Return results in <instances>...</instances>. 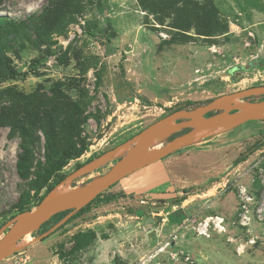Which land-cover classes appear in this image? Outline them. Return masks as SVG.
I'll list each match as a JSON object with an SVG mask.
<instances>
[{
  "label": "rangeland",
  "instance_id": "rangeland-1",
  "mask_svg": "<svg viewBox=\"0 0 264 264\" xmlns=\"http://www.w3.org/2000/svg\"><path fill=\"white\" fill-rule=\"evenodd\" d=\"M0 16L14 21L0 71L28 72L0 80V228L22 196L32 209L60 181L45 178L48 158L71 144L64 176L188 100L264 86V0H0ZM71 102L84 115L73 135ZM49 118L60 133L47 145ZM24 124L36 145L19 172ZM95 199L0 264H264V122L177 150ZM178 210L185 219L170 222Z\"/></svg>",
  "mask_w": 264,
  "mask_h": 264
},
{
  "label": "water",
  "instance_id": "water-1",
  "mask_svg": "<svg viewBox=\"0 0 264 264\" xmlns=\"http://www.w3.org/2000/svg\"><path fill=\"white\" fill-rule=\"evenodd\" d=\"M253 96H264V86L224 94L192 110L174 111L148 125L124 143L81 165L55 185L34 208L18 213L0 228V263L19 251L23 246L21 241L39 230L54 215L72 210L38 239L56 230L76 211L137 170L177 150L232 130L246 122L264 121V100H248ZM215 111L218 112L207 116ZM184 129L189 130L158 146ZM119 157L121 158L106 172L87 183L72 186L76 179L93 173ZM160 220V217L147 216L143 217L142 224H154Z\"/></svg>",
  "mask_w": 264,
  "mask_h": 264
},
{
  "label": "trees",
  "instance_id": "trees-1",
  "mask_svg": "<svg viewBox=\"0 0 264 264\" xmlns=\"http://www.w3.org/2000/svg\"><path fill=\"white\" fill-rule=\"evenodd\" d=\"M54 1L55 0H48V2L51 3V4H53ZM13 23H14V21L12 19L8 18V16H0V36L1 35H7L9 33V31L11 32L12 31L11 28H12ZM27 76H28V72H19V71L15 70L14 68L10 67L7 64L5 65V70L0 71V80H2V79H13V78H23V77H27ZM257 97H261L262 98L264 96H257ZM255 98L256 97L253 96V97L249 98V100H254ZM212 100L213 99H209V100H206V101H192V100H188L181 107L177 108L175 111L181 110V109L192 110V109H194V108H196L198 106L205 105V104L211 102ZM69 105L73 108V111L72 112L68 111V117L66 119V123H65L66 125L65 126H67L66 127L67 128V131L73 135L74 133H76V131L80 128V125L83 123V119L82 118H84V115H83V112L81 111V109L77 105L73 104L72 102ZM212 113H214V112H211L208 115H210ZM49 119H50V121H51L50 123L53 125V127L51 129V134L46 133V143H47V145H50L51 144V137H54L55 138L60 133V131H59L60 128L59 127H58L59 129L56 128L57 127V125L55 124L56 119L55 118H53V119L49 118ZM260 122H264V121H260ZM19 129L21 130V133H22V136H23V141H22V151L18 155L17 168H18L19 172H23V171L28 170L30 168L31 162L33 160L34 150H35L34 147L36 145V143L34 142V139H35L36 136H34V135L31 136L32 132L34 131V128H33L32 124L27 125V126H25V124L23 126L21 125V126H19ZM185 130L186 129H184V130H182V131H180L178 133H175V134L171 135L169 138H167L164 141H170L171 139H173L177 135H180L181 133H183ZM199 143L193 144L191 146H187L185 148H189V147H192V146H196ZM69 149H70V151L67 153L66 158L59 159V160H56L53 157L52 158H48L49 166L47 168V174H46L45 178L48 179L52 175H56L57 177H59V180L62 181L66 177V176H64V175L61 174L62 166H63L64 162L66 161V159L69 157L68 155L70 153H73L74 154L76 152V149H75L74 145H72V144L69 147ZM117 159H114L113 161H111L109 163H114ZM244 159H245V155H241L236 160V162H240V161H242ZM109 163H107V164H109ZM102 167L99 168V169H97L96 171H100L102 169ZM85 176L86 175H84L82 177H85ZM82 177H80V178L76 179L75 181H73L72 186H77L75 184V182L77 180L81 179ZM90 180H92V178L86 180L85 182H83V183H81L79 185H82L84 183H87ZM57 184H55V185H57ZM55 185H53L52 187L48 188V190L46 191V193L39 199L38 203L44 198V196ZM101 194H99L96 198L100 197ZM113 198L114 197L111 196L109 199L111 200ZM95 200L96 199H94L92 202H90L88 205H86L82 209L76 211L69 218V220L72 219V218H76L79 215H81L83 212H85L86 209L89 208V206L91 204H93V202ZM15 207L18 209L17 214L20 213V212L26 211V210H30V208H26L25 207V200H24L23 196L16 203ZM70 212H72V210L63 211V212H60V213L54 215L50 220H48L47 222H45L39 228V230L34 231L31 235L35 236V235H37L43 229L44 230L47 229L46 231H48L52 226L56 225L59 221H61L63 218H65ZM17 214H15V215H17ZM15 215H13L12 218ZM168 218H169L170 222H172V223H180L181 221H183L185 219V214L181 210H178V211H175V212L171 213L168 216ZM51 222H54V224L50 228H48V225H50ZM63 225H65V223L62 224L61 227Z\"/></svg>",
  "mask_w": 264,
  "mask_h": 264
},
{
  "label": "flooded vegetation",
  "instance_id": "flooded-vegetation-1",
  "mask_svg": "<svg viewBox=\"0 0 264 264\" xmlns=\"http://www.w3.org/2000/svg\"><path fill=\"white\" fill-rule=\"evenodd\" d=\"M248 100H249V99H248ZM217 112H218V111H215V112L212 113V114H215V113H217ZM212 114H210V115H212ZM207 116H209V115H207ZM188 130H189V129H186L184 132H186V131H188ZM184 132H183V133H184ZM181 134H182V133H181ZM166 142H167V141H162L160 144H158V146H162V145H164ZM121 157H122V156H121ZM121 157H119L117 160H119ZM117 160H116V161H117ZM116 161H115V162H116ZM115 162H114V163H115ZM114 163H109L108 165H110V167H111Z\"/></svg>",
  "mask_w": 264,
  "mask_h": 264
}]
</instances>
